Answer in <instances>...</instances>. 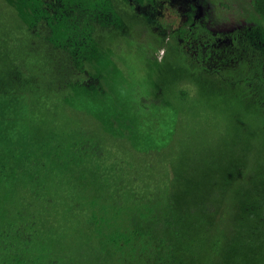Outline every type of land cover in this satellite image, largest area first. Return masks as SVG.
Wrapping results in <instances>:
<instances>
[{
	"label": "trees",
	"instance_id": "16d2710c",
	"mask_svg": "<svg viewBox=\"0 0 264 264\" xmlns=\"http://www.w3.org/2000/svg\"><path fill=\"white\" fill-rule=\"evenodd\" d=\"M3 1L28 36L0 56V264H264V0L162 61L157 0ZM135 29L151 90L120 62Z\"/></svg>",
	"mask_w": 264,
	"mask_h": 264
},
{
	"label": "rangeland",
	"instance_id": "374dc122",
	"mask_svg": "<svg viewBox=\"0 0 264 264\" xmlns=\"http://www.w3.org/2000/svg\"><path fill=\"white\" fill-rule=\"evenodd\" d=\"M13 10L8 2L0 0V56L8 55L4 50L12 48V42L7 44L4 40L13 31L12 28L16 22ZM139 11L151 23L150 31L165 36L164 45L155 50V56L159 61L164 60L168 55L174 56L177 47L176 40L183 42L190 32L195 36L198 35L196 40L214 44L219 39H235V35L244 33V29L240 28L242 25L258 18L252 0H157L153 5L140 6ZM184 27L186 31H183V37L182 34L175 37V32ZM17 31L18 33L14 31L11 33L13 40H22L21 36L25 34L28 36L24 30ZM138 32L137 29L132 31L130 41H126V49L119 56H121L122 67H124L123 71L131 76L130 83L146 91L151 90L155 76L154 69L146 60L145 49L154 46V39L150 35L144 38L139 34L137 37ZM19 43L22 44L17 41V44ZM23 51L26 55L27 49L24 48ZM34 56L42 55L37 53Z\"/></svg>",
	"mask_w": 264,
	"mask_h": 264
},
{
	"label": "flooded vegetation",
	"instance_id": "af4514ba",
	"mask_svg": "<svg viewBox=\"0 0 264 264\" xmlns=\"http://www.w3.org/2000/svg\"><path fill=\"white\" fill-rule=\"evenodd\" d=\"M191 17H194V16L192 15ZM208 45H209V44H208ZM214 45H216V44H214Z\"/></svg>",
	"mask_w": 264,
	"mask_h": 264
}]
</instances>
